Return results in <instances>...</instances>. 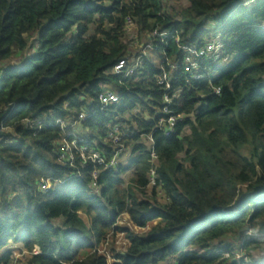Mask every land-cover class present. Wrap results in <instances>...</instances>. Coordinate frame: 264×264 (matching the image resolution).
I'll return each mask as SVG.
<instances>
[{"label": "trees", "instance_id": "16d2710c", "mask_svg": "<svg viewBox=\"0 0 264 264\" xmlns=\"http://www.w3.org/2000/svg\"><path fill=\"white\" fill-rule=\"evenodd\" d=\"M245 1L187 0L178 9L172 0H0V264L11 263L2 249L12 240L31 253L26 264H107L99 247L117 232L130 245L114 251L112 264H264V0ZM128 14L142 41L157 28L175 36L156 38L159 50L120 82L106 72L134 53L123 30ZM215 30L230 62L212 82H174L181 90L174 110L188 117L165 136L151 120L162 106L161 60L181 58L177 36L201 46ZM110 85L121 99L101 110L99 94ZM36 117L78 121L68 131L108 160L115 149L105 139L122 123L133 131L123 140L128 167L62 164L61 127L27 128L24 119ZM48 177L54 185L46 192L39 182ZM125 213L150 229L118 226Z\"/></svg>", "mask_w": 264, "mask_h": 264}, {"label": "built area", "instance_id": "2783aa9c", "mask_svg": "<svg viewBox=\"0 0 264 264\" xmlns=\"http://www.w3.org/2000/svg\"><path fill=\"white\" fill-rule=\"evenodd\" d=\"M177 0H172L171 4ZM255 0H246L245 5L249 6L254 3ZM163 8L166 9V3L163 2ZM107 25V24H106ZM110 26H114V23H110ZM264 27V26H263ZM123 30L126 35V40L130 45L131 53L126 58L118 61L107 74H112L113 76H120V82L122 79L133 75L137 70L143 67L146 58L150 52L159 50L154 40L156 38L160 39L161 43H164L168 38H174L171 32L161 31L158 28L153 30L148 34V40L142 41L140 36L139 26L136 19L128 14L124 20ZM177 46L182 53L181 58L176 60H171L165 57L161 60L162 63V73L156 76V82L164 88V93L162 97V106L156 116L151 120H155L157 124V130L162 132L165 136H171L177 133V126L180 122L187 119L185 113H176L174 110V105L176 99L180 94V88L175 89L174 82L185 78L189 80H201L212 82V78L216 76V69L221 68L223 65L230 62V56L227 52L225 42L222 37V33L219 30H215L211 34L210 41H207L201 46H197L188 41H182L180 36L176 37ZM4 77V71L0 70V81ZM130 89H128L129 91ZM215 93L219 94L222 91L221 87H214ZM121 99V93L118 92L113 85L107 86L104 91L99 94V102L101 104V110H104L107 106L119 102ZM87 115L85 113L80 114V119H86ZM49 123L47 118L36 117V118H26L24 119L25 126L27 128L40 130L43 126L47 124L59 125L62 129L63 135L58 142V160L62 164L76 167L80 164L81 167H86L89 163L99 165L104 169L113 170L120 164V159L123 152H126V147L124 146L123 140L125 136H131L133 131L124 130L122 123H118L111 128L109 135L105 140H108L114 145L115 153L114 156L108 160V158L103 154V151L97 145L89 144L87 139L79 136V134L72 130L68 131L70 128L76 129L78 121H67L65 119L54 120L52 117L49 118ZM12 128H6L5 130H10ZM148 142L150 144V152L152 156V162L158 158V154L155 148V140L153 134L147 136ZM11 139L8 142H14ZM153 177L151 185L156 184L155 171H151ZM99 174V170L95 169L93 171L94 178ZM64 181H61L63 183ZM40 188L44 191H50L54 185V180L52 177L42 179L39 182ZM93 191L98 192L100 186L95 180L93 183ZM16 242V241H15ZM106 243V242H105ZM16 244H19L16 242ZM24 247V246H23ZM18 248L19 256L15 255L12 257L14 249ZM12 249V250H11ZM4 250V249H3ZM2 253L9 251L11 263L18 264L20 256H28L31 254L27 249L18 247L17 245L9 246ZM100 252L107 258L109 254L102 252V248L99 247ZM21 251V252H20ZM33 253L41 254L42 251L38 246H35ZM226 257L229 253H224ZM27 256V257H28ZM236 258L238 260L247 261L249 259L248 255L245 253H236ZM27 259V258H26Z\"/></svg>", "mask_w": 264, "mask_h": 264}, {"label": "rangeland", "instance_id": "374dc122", "mask_svg": "<svg viewBox=\"0 0 264 264\" xmlns=\"http://www.w3.org/2000/svg\"><path fill=\"white\" fill-rule=\"evenodd\" d=\"M187 4V0H177L174 2V4H171V5H176L178 7V9H180L183 5ZM253 4V3H252ZM251 4V5H252ZM35 38H38V35L36 34L35 35ZM34 51V49L31 48V52ZM16 61V60H14ZM188 131V130H186ZM131 151L129 152H123L122 153V156H121V159H120V163H122V168L123 167H128L129 165V161L131 159ZM133 173H134V167H130L128 168L122 175L123 179H124V185H128L132 179V176H133ZM100 191V190H99ZM149 194H151V192L149 191L148 192ZM139 195L141 197H146V198H149L148 196H144L142 193L139 192ZM117 225L118 226H129L131 227V229H133L135 232L137 233H144L146 232L147 230L150 229V226L149 227H146V228H140L136 225H134L131 221H130V217L127 213L123 214L120 216V218L118 219L117 221ZM19 244H16L15 241H11L9 243V245H7L3 251L7 250L9 248V246H13V245H17L18 247H22L24 248L23 244L21 242H18ZM130 245V241L126 238L125 236V233L124 232H117L115 237H109L108 240L106 241V243H102L100 245V248L104 249L102 250V252H105L107 254H109L108 258H107V264H112V262L115 260V257H114V251H126L127 248L129 247ZM14 249V252L12 254V257L15 255L16 257L19 256V251H18V248H12ZM11 249V250H12ZM21 252V251H20ZM28 254H26L25 256H20L18 259H20L21 261L18 262V264H26L27 263V258Z\"/></svg>", "mask_w": 264, "mask_h": 264}, {"label": "water", "instance_id": "95a60500", "mask_svg": "<svg viewBox=\"0 0 264 264\" xmlns=\"http://www.w3.org/2000/svg\"><path fill=\"white\" fill-rule=\"evenodd\" d=\"M249 229V226L245 227L242 231H246Z\"/></svg>", "mask_w": 264, "mask_h": 264}]
</instances>
